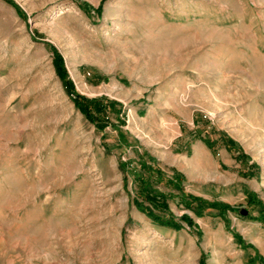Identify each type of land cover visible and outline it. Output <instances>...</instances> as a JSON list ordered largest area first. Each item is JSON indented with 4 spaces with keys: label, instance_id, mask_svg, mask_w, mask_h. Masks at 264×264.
Wrapping results in <instances>:
<instances>
[{
    "label": "rangeland",
    "instance_id": "rangeland-1",
    "mask_svg": "<svg viewBox=\"0 0 264 264\" xmlns=\"http://www.w3.org/2000/svg\"><path fill=\"white\" fill-rule=\"evenodd\" d=\"M249 193L264 0H0V264H264Z\"/></svg>",
    "mask_w": 264,
    "mask_h": 264
},
{
    "label": "trees",
    "instance_id": "trees-1",
    "mask_svg": "<svg viewBox=\"0 0 264 264\" xmlns=\"http://www.w3.org/2000/svg\"><path fill=\"white\" fill-rule=\"evenodd\" d=\"M57 60H59L57 57H56ZM59 68L61 69L62 66L60 64V62H57L56 64V69L58 71V74H60V76L63 78L64 75L62 73L61 70H59ZM66 87L69 89L70 86L69 84L67 85L66 84ZM74 103L76 105V107L82 112L84 113V115L88 118V120H92L94 121L96 117L98 116H102L108 107H110V105L112 104V102H104L103 100L101 99H98V98H92V99H87V98H84L80 95H77V94H74ZM99 118V117H98ZM100 121V120H99ZM229 141V140H227ZM230 142V141H229ZM148 170H150V168H148ZM153 171V170H152ZM154 174L158 175V177H161L160 176V172L159 170L154 167ZM174 177H172L171 179L170 178H164L166 181L169 182H172L173 183V186L174 187H178L177 184V178H178V174L176 175H173ZM148 179H142V183L141 185H148ZM148 187H144V192H143V196L145 197V200L147 202H150V197L152 196V191L151 189H148ZM143 190V189H142ZM156 192V191H155ZM159 195V194H157ZM255 195L253 193H249L247 195V199H246V203L247 204H253L254 206H257L258 207V211L261 212L263 214V218H264V203L259 200L258 198L254 197ZM189 201L188 202H185V206H187L188 208L192 209L193 211H196L197 214H200L201 210L206 207V206H211V207H215L217 208V211L219 213V215H222L224 210L226 208H228L229 206L226 205V204H217V203H206V201H204L203 199L201 198H198V197H194V196H189ZM149 216H154V219L159 223V224H162V225H172L173 227H177V222L175 221H171V220H159L158 219V216L156 214H154V212L151 211V209H147L145 208L144 210ZM264 223V221H263ZM246 246H249V244H246Z\"/></svg>",
    "mask_w": 264,
    "mask_h": 264
},
{
    "label": "water",
    "instance_id": "water-1",
    "mask_svg": "<svg viewBox=\"0 0 264 264\" xmlns=\"http://www.w3.org/2000/svg\"><path fill=\"white\" fill-rule=\"evenodd\" d=\"M242 212V211H241Z\"/></svg>",
    "mask_w": 264,
    "mask_h": 264
}]
</instances>
